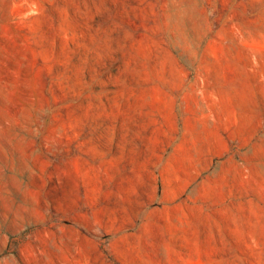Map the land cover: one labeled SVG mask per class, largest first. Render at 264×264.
Returning <instances> with one entry per match:
<instances>
[{"label":"rangeland","instance_id":"obj_1","mask_svg":"<svg viewBox=\"0 0 264 264\" xmlns=\"http://www.w3.org/2000/svg\"><path fill=\"white\" fill-rule=\"evenodd\" d=\"M0 264H264V0H0Z\"/></svg>","mask_w":264,"mask_h":264}]
</instances>
